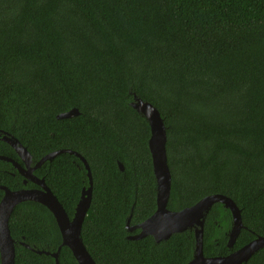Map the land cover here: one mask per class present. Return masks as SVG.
I'll use <instances>...</instances> for the list:
<instances>
[{"label":"trees","instance_id":"trees-1","mask_svg":"<svg viewBox=\"0 0 264 264\" xmlns=\"http://www.w3.org/2000/svg\"><path fill=\"white\" fill-rule=\"evenodd\" d=\"M134 95L163 121L167 209L219 193L240 210L229 248L231 211L211 206L203 254L224 256L263 236L264 0H0V155L24 165L6 134L26 147L31 165L57 149L85 158L92 191L81 237L97 264H186L193 228L159 242L128 238L127 219L140 223L156 209L150 129ZM72 108L76 115L57 118ZM33 174L72 218L89 185L81 159L61 152ZM0 185L36 186L1 158ZM8 226L14 264H54L37 252L62 242L46 206L18 203ZM58 261L78 264L66 245ZM244 264H264V246Z\"/></svg>","mask_w":264,"mask_h":264},{"label":"water","instance_id":"water-1","mask_svg":"<svg viewBox=\"0 0 264 264\" xmlns=\"http://www.w3.org/2000/svg\"><path fill=\"white\" fill-rule=\"evenodd\" d=\"M133 98L131 105L146 118L150 129L148 147L156 179V209L151 216L135 226H129V218L127 219L126 227L128 230H132L133 228L140 229L139 233L129 235L128 238L139 239L146 235H151L156 242H159L169 238L175 232H182L187 228H193L195 247L192 258L186 264H244L256 250L264 246V235L256 237L224 256L207 257L203 254L204 217L214 203L221 202L231 211L232 225L228 235V247H232L243 226L240 210L231 198L215 193L207 195L193 205L179 211L167 209L166 204L170 194L171 175L167 164L165 150L166 136L163 121L159 111L151 103L143 101L135 95ZM76 114L77 110L72 108L58 113L57 118L71 117ZM2 139L13 147L24 165L22 166L15 159L8 156L0 155V158L10 161L24 176V182L30 180L38 187H24L11 190L4 185H0V189L3 190V195L0 199V264H14V239L10 234L8 221L15 205L26 200L42 203L51 211L62 237L61 245L69 247L78 264H97L88 252L81 237V227L90 205L92 191L91 171L85 158L71 149H57L45 154L31 165V155L17 138L5 134L2 136ZM61 152L72 153L81 159L87 171L89 181L88 187L81 189L80 198L76 204L72 218L68 216L62 204L47 186L44 179L33 174V170L41 166L44 161L52 159ZM118 166L120 169H123L120 162H118ZM61 245L54 252L42 250H37V252L51 254L55 259L54 264H59L58 254Z\"/></svg>","mask_w":264,"mask_h":264},{"label":"flooded vegetation","instance_id":"flooded-vegetation-1","mask_svg":"<svg viewBox=\"0 0 264 264\" xmlns=\"http://www.w3.org/2000/svg\"><path fill=\"white\" fill-rule=\"evenodd\" d=\"M33 183V182H32ZM35 184V183H34ZM36 185V184H35ZM35 187H38L37 185L36 186H33V187H28V188H35ZM137 224H139V223H137ZM137 224H133V225H129V226H135V225H137ZM130 232H132V234L131 235H135V234H137V233H139V231H140V229L139 228H133L132 230H129ZM145 237V236H144ZM229 248H231V247H229Z\"/></svg>","mask_w":264,"mask_h":264}]
</instances>
